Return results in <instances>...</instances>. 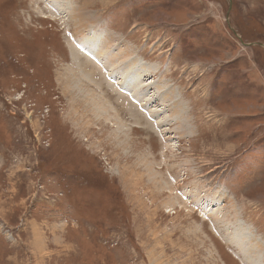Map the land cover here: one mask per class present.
<instances>
[{
    "label": "rangeland",
    "instance_id": "obj_1",
    "mask_svg": "<svg viewBox=\"0 0 264 264\" xmlns=\"http://www.w3.org/2000/svg\"><path fill=\"white\" fill-rule=\"evenodd\" d=\"M253 39L264 0H0V264H264Z\"/></svg>",
    "mask_w": 264,
    "mask_h": 264
},
{
    "label": "bare ground",
    "instance_id": "obj_2",
    "mask_svg": "<svg viewBox=\"0 0 264 264\" xmlns=\"http://www.w3.org/2000/svg\"><path fill=\"white\" fill-rule=\"evenodd\" d=\"M87 3H89V2H87ZM91 5V4H90ZM73 20L74 21H78V25L79 26H82V27H79V26H77L76 28H85L84 29V31H87V29H89V26L92 24V23H90L91 22V18H92V13H91V11H87V10H85V8H84V5L81 7H79V8H76L75 9V14L73 15ZM76 24H77V22H76ZM75 24V25H76ZM75 28V29H76ZM84 31H82V32H84ZM89 31H91V30H89ZM85 33V32H84ZM92 32H89V34H91ZM84 35V34H83ZM86 36V35H85ZM74 37H76V36H74ZM86 38V37H85ZM83 40V39H82ZM77 42L78 43H80V41L79 40H77ZM98 44H99V42H98V38L97 37H95V36H90V38L88 39V41L86 42H84V44L81 42L78 46H79V48L81 47V50H83L84 51V53L85 54H87L88 56H86L87 57V59H88V63H86V65H90L91 67L90 68H92L93 69V71H95V68H96V66L98 65V64H104V61H103V59H104V55H103V52L101 53V50H98L97 49V47H98ZM85 45V46H84ZM73 46V45H72ZM71 48V47H70ZM72 51H74V49L72 48V50H71V55H74L75 56V54H73L72 53ZM76 53V52H75ZM74 56H72V57H74ZM78 59V58H77ZM80 60V59H79ZM81 61V60H80ZM82 62V61H81ZM80 62V63H81ZM79 63V64H80ZM105 66V65H104ZM89 69V68H88ZM105 69H106V71H104L103 70V74H104V78L108 81L109 79H112V81H110V83L112 84V85H114L112 82H113V79H115V77L114 76H112V74H108L109 72H110V69L108 68V67H105ZM95 73V72H94ZM139 73V72H138ZM142 73V71L140 70V73L139 74H141ZM97 75V74H96ZM136 77H137V75H135V77H134V80L133 81H136ZM96 78V77H95ZM94 78V79H95ZM129 78V77H128ZM126 79V78H125ZM102 80V79H101ZM124 80V79H123ZM129 80V79H128ZM127 81H125V83H126ZM139 84H141V82H139ZM138 86V85H137ZM133 87H131L130 88V90H129V93L131 94V95H135V99H136V94H135V92L133 91V89H132ZM140 92V91H139ZM119 95H120V93H119ZM140 95H143V94H140ZM151 98V97H150ZM124 100V99H123ZM102 108V107H101ZM105 111V110H104ZM106 116V115H105ZM37 124V120L35 121V124H34V127L36 128V125ZM159 165V164H158ZM160 177V176H159ZM161 178V177H160ZM159 178V179H160ZM153 181V180H152ZM155 183V182H154ZM156 184V183H155ZM154 200V199H153ZM1 206H3V205H1ZM0 206V207H1ZM2 208V207H1ZM157 208V206H155V209ZM208 208V207H207ZM1 210V209H0ZM239 231V230H238ZM239 233H241L240 231L239 232H235V235L233 236V233L231 234V241L233 240V241H236V243H235V245L237 246V248L238 249H241V247L242 248H246L247 247V237H245V236H243L242 234L244 233H241V235H239ZM195 236V235H194ZM185 240V239H184ZM247 241V242H246ZM238 243H240V244H238ZM246 243V244H245ZM244 248V249H245ZM248 248V247H247ZM250 249V248H249ZM248 249V251H250ZM242 256L244 257V255L242 254ZM248 256V255H247ZM249 258V257H248ZM245 259H246V257H245Z\"/></svg>",
    "mask_w": 264,
    "mask_h": 264
},
{
    "label": "trees",
    "instance_id": "obj_3",
    "mask_svg": "<svg viewBox=\"0 0 264 264\" xmlns=\"http://www.w3.org/2000/svg\"><path fill=\"white\" fill-rule=\"evenodd\" d=\"M238 26H240V25H238ZM243 30H244V29L241 28V30H240V31H237V32H238V33L241 32L240 34L242 35V37L246 39V40H244V41H249L250 35L248 36ZM253 40H255V41L258 40L257 42L261 41V42L264 43V40H262V39H253Z\"/></svg>",
    "mask_w": 264,
    "mask_h": 264
},
{
    "label": "crops",
    "instance_id": "obj_4",
    "mask_svg": "<svg viewBox=\"0 0 264 264\" xmlns=\"http://www.w3.org/2000/svg\"><path fill=\"white\" fill-rule=\"evenodd\" d=\"M30 245H31V248H32V249H31V252H32V253L35 254L36 252H39V251L35 250V246H36V245H35L33 242H32ZM43 252H44V248H43V251H42V252H39V253H43Z\"/></svg>",
    "mask_w": 264,
    "mask_h": 264
},
{
    "label": "water",
    "instance_id": "obj_5",
    "mask_svg": "<svg viewBox=\"0 0 264 264\" xmlns=\"http://www.w3.org/2000/svg\"><path fill=\"white\" fill-rule=\"evenodd\" d=\"M249 45H251V44H249Z\"/></svg>",
    "mask_w": 264,
    "mask_h": 264
}]
</instances>
